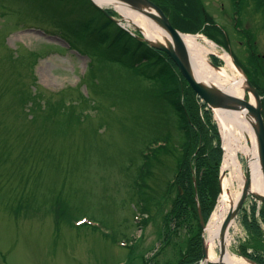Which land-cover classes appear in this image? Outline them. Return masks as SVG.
<instances>
[{
    "label": "rangeland",
    "instance_id": "1",
    "mask_svg": "<svg viewBox=\"0 0 264 264\" xmlns=\"http://www.w3.org/2000/svg\"><path fill=\"white\" fill-rule=\"evenodd\" d=\"M235 2L207 6L230 40L211 37V30L196 35L216 44L220 69L225 54L239 64L236 72L261 96L264 117V8L254 0ZM102 18L89 0H0V264H177L186 250L188 229L173 227L169 237L163 221L177 198L168 183L180 154L152 161V196L170 195L150 219L137 221L134 190L147 145L185 143L179 117L152 73L118 61L105 43L94 44L90 30L102 27ZM240 161L246 172V159ZM231 176L234 199L239 178L224 170L221 183ZM263 209L246 202L230 227L232 254L246 259L242 251H260ZM247 216L261 236L249 232Z\"/></svg>",
    "mask_w": 264,
    "mask_h": 264
},
{
    "label": "trees",
    "instance_id": "2",
    "mask_svg": "<svg viewBox=\"0 0 264 264\" xmlns=\"http://www.w3.org/2000/svg\"><path fill=\"white\" fill-rule=\"evenodd\" d=\"M182 1L161 0L162 4L165 2L167 4V6H162V9L179 30L190 33L202 31L205 26L203 9L197 7L193 11H189L183 6ZM258 3L260 9L264 8V0H259ZM96 9L100 15H103L104 24L97 30H90L94 44L105 43L109 49L117 53L118 61H128L129 66L139 67L141 73H152L153 79L162 83L167 90V102L179 117L178 129L185 138V143L181 145L172 147L166 140L160 145L150 144L141 152V157L145 162L138 169V175L134 182V190L139 196L141 206L139 216H145L146 219L153 217L158 210L162 209L160 207H163L170 195L169 192L165 191L160 200L156 198L155 194L152 196L151 192H154L150 185L152 161H157L161 156L170 153L180 154L181 158L177 162L174 180L168 183V191L177 187V198L163 220L164 228L169 237L174 236L170 231L173 227H176L177 230L180 228L188 229L189 244L178 264H199L202 259V229L198 205L201 207L204 220L207 221L221 192L220 167L224 152L219 128L213 118V113L198 98L167 54L150 47L146 42L138 40L111 20L105 12ZM262 10L264 18V11ZM110 14L115 16L113 11H110ZM215 29L222 35V38L226 39L222 30ZM209 34L214 37V34ZM215 39L217 40L216 37ZM213 61L220 65L218 59L213 58ZM256 214L257 209H254L250 214L254 217V221H256ZM261 215L264 220V209ZM244 221L250 233L262 235L261 228L258 224L255 226L254 221L249 216ZM262 238L264 239V236ZM164 239L168 241L167 236ZM261 247L259 245L256 249H261V251L257 250L253 255L247 251L243 252L255 262L264 264L263 240Z\"/></svg>",
    "mask_w": 264,
    "mask_h": 264
},
{
    "label": "bare ground",
    "instance_id": "3",
    "mask_svg": "<svg viewBox=\"0 0 264 264\" xmlns=\"http://www.w3.org/2000/svg\"><path fill=\"white\" fill-rule=\"evenodd\" d=\"M98 5L110 6L109 3L102 0H94ZM117 12L131 19V23L138 27L144 36L152 41L165 44L171 40L170 36L158 30L148 19L130 9L113 5ZM193 68L197 77L205 83H209L225 93L239 99H248L255 105L256 101L253 95L246 94V79L240 73H237L233 60L229 54H225L223 60L226 68L217 70L213 68L209 61V56L214 54L217 46L211 41L206 40L199 35L183 36ZM216 118L223 130L225 142V161L223 170L230 171L235 177L239 178L242 186L245 174L241 164V157L249 160L252 176V191L264 195V178L258 156L257 140L252 126V120L244 113L216 111ZM232 176L225 179L222 183V193L220 202L210 220L205 235V244L209 251V260L213 261L216 255V249L221 243V229L223 223L230 211L236 206L241 191L234 199L229 196V188L232 185ZM232 241L229 235L226 241V264H250L245 259L232 254L230 246Z\"/></svg>",
    "mask_w": 264,
    "mask_h": 264
},
{
    "label": "water",
    "instance_id": "4",
    "mask_svg": "<svg viewBox=\"0 0 264 264\" xmlns=\"http://www.w3.org/2000/svg\"><path fill=\"white\" fill-rule=\"evenodd\" d=\"M103 2L109 3L111 6L118 5L126 9H130L131 11L138 13L148 19V21L154 25L158 30L164 32L165 34L169 35L171 40H168L165 44L158 43L156 41H152L147 39L141 30L134 26L131 23V19L121 15L120 16L127 22H129L135 30L140 32V35L134 34V36L143 42L148 43L151 47L159 50L161 52L166 53L176 64L180 72L182 73L183 77L186 79L188 84L191 88L197 93V95L206 102V104L213 110L214 113L216 111H225V112H240L244 113L246 117L252 120L253 130L257 140V147H258V156L260 165L262 168L263 178H264V117L262 115V102L261 96L259 95L255 86L246 79L247 88L246 91L249 94H252L255 98L256 105L251 104V102L247 99H239L231 94L225 93L219 88L205 83L203 80L199 79L195 74L193 64L191 61V56L185 44L183 36H190L189 34H184L177 30L172 23L170 22L169 18L165 15V13L160 9L156 4H154L150 0H102ZM92 2L104 12H107V9L104 6L98 5L94 0ZM108 7V5H106ZM111 17V16H110ZM112 20L117 22L119 25H122L117 19L111 17ZM214 55V54H212ZM235 67L238 71H242V69L238 66V64L233 61ZM211 66L217 70L220 68L215 65L214 63L210 62ZM247 167H246V174L243 180V187L241 191V195L236 206L232 207L223 223L221 229V243H220V255L218 257L217 262L219 264L225 263L226 258V241L228 232L230 229L231 224L241 211L244 203L248 199V197H252L254 200L264 203V195L260 193H256L252 191V176H251V167L249 165V160L246 159ZM202 228L205 231L206 225L202 222ZM202 263L201 264H208L209 263V251L205 244V238H203L202 244ZM255 264L254 262H251Z\"/></svg>",
    "mask_w": 264,
    "mask_h": 264
},
{
    "label": "flooded vegetation",
    "instance_id": "5",
    "mask_svg": "<svg viewBox=\"0 0 264 264\" xmlns=\"http://www.w3.org/2000/svg\"><path fill=\"white\" fill-rule=\"evenodd\" d=\"M154 3H156L158 6H160L162 8V6H167L166 2L164 4H162L161 0H152ZM228 1V0H227ZM235 1V0H234ZM257 1V0H254ZM241 2V0H236L234 5H239V3ZM216 3V0H183L182 4L183 6L188 9L189 11H193V9L195 8H200L203 9L204 13H205V26L202 28L204 31L207 30H211V32L215 35L218 33V31L214 28L215 26V22H214V18L212 15H210L207 12V6H214V4ZM200 6V7H199ZM239 7V6H238ZM222 8H224V3H222ZM224 10V9H223ZM192 13V12H190ZM203 13V12H202ZM172 17V16H171ZM171 19V18H170ZM223 30V29H222ZM224 31V30H223ZM217 32V33H215ZM219 34V33H218ZM224 34L226 36L227 39L231 38V35H229V32L224 31ZM221 35V34H219Z\"/></svg>",
    "mask_w": 264,
    "mask_h": 264
}]
</instances>
